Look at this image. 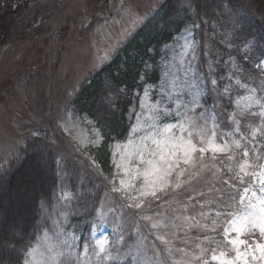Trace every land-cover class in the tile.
<instances>
[{"label": "rangeland", "instance_id": "obj_1", "mask_svg": "<svg viewBox=\"0 0 264 264\" xmlns=\"http://www.w3.org/2000/svg\"><path fill=\"white\" fill-rule=\"evenodd\" d=\"M163 1L39 0L38 6L41 8L42 15L37 19L31 17L28 23L30 30L19 36H16L17 31L11 40L0 46V175L8 171L15 163L20 149L25 147L26 142L37 136H44L48 142L50 139L53 141L60 154L62 169L65 163L70 167L72 163H78L80 183L83 185L87 183L89 191L87 192L86 189L87 193L83 195L82 193L85 192H80L78 189L77 196V191L69 189L61 182L60 204L64 206L66 213H59L56 221L62 225L65 234H75L79 238L76 241V244L80 245L76 249L77 252L83 251L82 244L86 239L90 243L94 242L91 231L88 237H83L81 232H73L65 227L66 216L71 212L76 213L75 205L77 206L81 195L87 198L85 200V204L88 205L87 210L96 212L94 217L88 219L91 225L98 212L106 216L107 223L102 229H98L97 236L103 234L109 237L114 256L119 253L122 257L129 249L135 253L139 245L138 264H155L154 249L161 250L160 259H167L166 264H172L173 259L198 264L194 257L200 254V248L215 247L204 239L205 236L217 238L215 232L211 230L212 220L217 219L216 229L223 227L226 222L225 217H216L218 206L211 210L206 205L212 203L214 196L212 188L219 185L221 178H223L222 182L229 181L226 184L230 187L236 182L232 179L234 172H229L228 167L230 165L234 171H238L237 162H242L244 159L243 149L233 148L236 155L231 161L227 158L231 153L213 154L209 151L204 154L203 163L206 167H201L200 164L195 166L182 164L181 167L187 169L185 174L177 181L174 172L169 178L168 187L162 192H157L158 198L140 197L137 192L144 183V177L137 174V169L142 171L143 165L130 154L135 144H139V136L143 134L142 132L133 134L131 131L126 141L112 145L111 159L114 172L112 176H103L104 179H100L102 183L96 180L95 172L84 169L82 165L84 160L87 161L88 153H90L88 148L101 143V135L92 120L80 117L72 111L71 102L83 83L111 60L117 50ZM34 25L40 30H36L38 32L35 34H33ZM186 42L191 44V48L187 51ZM214 53L210 35L203 23L201 28L190 29L181 35L174 44L169 46L164 74L166 77L164 91L171 92L173 100L179 95L180 100L189 103V107L194 106L190 103L191 101L198 100L203 108L214 109L213 114L220 126L216 143L223 144L224 140L230 141L234 138L250 150L253 132L264 130V126L261 122L257 125L241 126V115L235 101L240 99L243 104L245 101L241 98L249 95L248 90L241 85L246 84L255 88L257 97H264V89L253 87L241 80L235 57L229 56L222 63L218 59L214 63L212 58ZM218 63L222 65V68L217 65ZM260 68L264 73V66ZM213 80L216 81L215 85L212 83ZM226 87L229 88L228 92H225ZM147 92V95L143 93L139 104L132 108V113L135 114L133 125L138 124L136 114L147 117L148 107L158 101L152 98L148 88ZM223 98H229L232 101L226 103ZM164 103L171 108L176 107V104L170 101ZM141 104L145 106L143 110ZM200 110V107L196 108L197 113ZM249 111L258 113L260 108L253 105ZM233 114L235 119L240 121L239 132L234 130L235 124L230 118ZM144 122L142 118L139 124L143 125ZM221 133L229 135L221 139ZM129 140H132L134 144H129ZM149 147L155 146L149 142ZM256 155H258L257 150L254 158ZM249 159L251 160L250 155ZM130 160L133 161L132 164L129 163ZM117 165L120 167L118 168ZM68 169L64 168L63 171L67 172ZM207 172L212 177H206ZM221 175L222 177H218ZM88 177L89 182L86 181ZM113 178H115L114 181ZM121 179L135 186L128 193L136 197L135 200L128 199L123 191L112 190L113 183L117 188L121 187ZM30 181L33 188L37 189L41 186L38 176ZM177 182L180 184L179 187L175 186ZM98 191L101 192L98 198H92ZM141 200L144 201L142 206L136 208L135 203ZM220 202L221 205L223 202L229 203V197L228 200ZM193 205L198 206V210L194 213ZM201 211L207 215L201 217ZM143 217H151V219ZM197 221L200 222V227L204 228L205 224L208 227L206 234L200 237L201 242L197 244L200 247L195 245L196 247L190 251L185 246L188 242L179 233L182 229L190 230L198 227ZM155 222H160V226L152 228ZM112 235L118 239L117 244L120 246L124 239L129 240L125 248L117 247L122 252L113 250ZM157 236H164L170 241L168 247L173 249L171 258L163 251L165 245L156 238ZM64 238L63 235L60 237L61 240ZM67 238L71 241V235ZM179 239L183 242H180V245L174 244ZM178 248L184 249L187 255L176 252L175 249ZM210 256L209 251L206 258L210 259ZM88 264H100V260L97 261L93 257Z\"/></svg>", "mask_w": 264, "mask_h": 264}, {"label": "trees", "instance_id": "obj_2", "mask_svg": "<svg viewBox=\"0 0 264 264\" xmlns=\"http://www.w3.org/2000/svg\"><path fill=\"white\" fill-rule=\"evenodd\" d=\"M34 1L38 0H0V45L11 40L26 19H37L42 15L40 10L35 15L33 9L29 10ZM202 23L212 41L214 63L218 59L222 63L229 56L235 57L241 80L264 89V73L257 67L264 59V0H164L111 60L83 83L71 102V110L80 117L92 120L101 135V143L88 148L90 153L87 161L84 160L82 164L84 169L95 172L99 183H102L100 179H104L103 176L113 175L111 147L128 139L135 119L133 106L139 104L147 88L154 100H160L159 94L164 91L166 83L164 74L169 46L188 30L201 28ZM34 27L35 31L38 30L36 25ZM217 65L222 68L220 63ZM258 91L261 93L260 88ZM167 101L165 99L164 102ZM223 101L227 103L232 99L223 98ZM240 120L243 127L262 123L259 115L245 114ZM256 150L262 162L264 130H257L250 141L251 159H254ZM27 158L43 160L39 177L41 186L28 189L27 194L21 192L20 188L15 189L18 193L21 192L24 199L20 200L18 206L17 200L14 201L8 223L0 227V264H23L25 246L34 244L45 230H54L58 214L66 213L64 206L60 204L61 182L69 189L85 192L83 195L89 191L87 183L86 186L80 183L79 164L72 163L71 168L65 163L63 169H69L64 172L60 166V154L53 141L50 139L48 142L44 136H37L26 142L15 163L0 175V196L6 183ZM205 176L212 177L209 172ZM222 179L219 185L212 188L213 201L206 205L211 210L217 206L222 210L221 206L226 202L221 205L220 201L228 200L231 195H236L238 199L239 191L246 186L236 181L237 187L233 188L224 183V180L222 182ZM86 181H90L89 177ZM100 191L92 198H98ZM78 194L79 192L76 193L77 196ZM83 195L75 205L76 213L67 214L65 227L88 237L91 231V221L88 219L94 217L96 212L87 210V198H83ZM194 206L193 213L198 210V206ZM222 230V226L216 229V240L222 241ZM118 234L121 235L120 232ZM179 234L188 242L185 246L191 251L201 242L200 237L206 234V228L200 227L199 223L198 227L182 229ZM117 241L112 235L114 251L120 250L117 247L125 248L129 242L126 238L120 246ZM180 242L183 241L179 239L174 244L180 245ZM122 257L110 261L100 260V264L133 263L130 256L126 259ZM164 261L167 259L164 258Z\"/></svg>", "mask_w": 264, "mask_h": 264}, {"label": "snow or ice", "instance_id": "obj_3", "mask_svg": "<svg viewBox=\"0 0 264 264\" xmlns=\"http://www.w3.org/2000/svg\"><path fill=\"white\" fill-rule=\"evenodd\" d=\"M187 49L191 48V44L186 42ZM194 53V49L192 50ZM189 67L191 62L189 61ZM264 66V61H261L257 67ZM175 83V81H173ZM213 85L216 81H212ZM237 83H240L237 81ZM248 90L249 95L242 97L245 103L241 104L240 99L235 101L236 107L239 110V115L245 114L259 115L262 118V126H264V97L256 96V89L248 85H241ZM230 87V86H229ZM229 88H225L228 92ZM148 92L145 90V95ZM160 100L148 107V116L142 117V114H136L138 121L137 125L132 126V133H143L139 136V144H135L134 150L130 154L134 159L139 160L143 165L142 171L137 169V174L144 177V183L137 192L140 197L151 196L157 197L158 191H164L168 187L169 178L176 173V180L185 174L187 169L182 168L181 165L195 166L200 164L201 167H206L203 163L204 154L211 151L213 154L217 152L231 153L228 155V160H233L236 153L235 149H243V161L237 162L238 171L229 165V172H234L232 179L238 181L243 186L242 191H239L237 199L236 195L229 197V203L221 206L222 210L216 212V217H225V224L222 230V241L216 240L215 237H207L204 239L210 245L215 247L200 248V254L196 255L194 259L198 264H264V162L261 161L260 155H256L254 159H249V150L245 145H242L239 140H224L223 144L216 143L217 132L219 131V124L216 122V117L213 114L214 109L208 110L200 106L198 100H193L194 106L189 107V103L180 100L179 95L173 100L171 92L165 90L160 94ZM182 95V94H181ZM165 99L175 103L176 107L171 108L164 103ZM253 105L260 108L258 113H250ZM141 104V109H144ZM201 110L197 113L196 108ZM144 119V124L140 125L141 119ZM170 118V119H168ZM235 124V131L240 130V121L235 119V114L230 117ZM211 122V126L209 123ZM228 133H221V139ZM255 136V131L253 132ZM149 142L155 147H149ZM129 144H134L129 140ZM146 156L148 158H146ZM133 163L132 160L129 161ZM119 168L120 165H117ZM179 169V171H176ZM115 178H113L114 181ZM110 181V182H113ZM229 183V181H224ZM120 188H117L113 183V191H123L128 199L135 200L136 197L129 195L131 188L124 179L120 180ZM176 187L180 184L177 182ZM231 187L236 188L235 183ZM143 200L135 203L136 208H140ZM132 206V205H130ZM203 207V206H202ZM201 217L207 214L200 212ZM144 219H151V217H143ZM187 219V218H185ZM194 219V218H193ZM107 223L106 216L98 212L91 225V237L93 243L85 240L82 244L83 251L77 252L76 244L79 239L75 234H65L62 225L56 222L54 230L49 233L45 230L42 237H38L34 244L25 246L23 251V264H88L93 257L99 260H116L120 259L119 253L116 256L112 254L109 237L107 235L97 236L98 229H102ZM197 221V225H199ZM160 226V222L152 224V228ZM196 226V225H193ZM204 228L208 226L203 225ZM217 227V219L212 220V231L215 232ZM235 235H232V234ZM64 239H60L61 236ZM71 235V241L67 238ZM165 248L163 249L169 256L172 257L173 249L168 247L170 241L164 236H157ZM46 242V243H45ZM199 248L200 245H197ZM139 245H137V252L129 249L124 254V258L129 256L133 264H138L139 261ZM160 249H154L153 257L155 264H165V261L160 259ZM176 252L182 253L185 256L187 253L184 249H175ZM209 251L211 252L210 259L206 258ZM172 264H191V261L172 260Z\"/></svg>", "mask_w": 264, "mask_h": 264}, {"label": "bare ground", "instance_id": "obj_4", "mask_svg": "<svg viewBox=\"0 0 264 264\" xmlns=\"http://www.w3.org/2000/svg\"><path fill=\"white\" fill-rule=\"evenodd\" d=\"M38 5H39V0L32 2L30 5L29 10L33 9L34 15L37 10L41 9ZM28 23H29V19H26L25 22L21 24L16 36H19L30 30ZM38 31L40 30L38 29ZM38 31H35L33 34L37 33ZM40 165L43 166V160L37 158H32V159L27 158L11 176L9 181L6 183V187L2 189V194L0 196V227H3L8 223L9 215H11L14 201L17 200V206H18L20 200L24 199L21 192L26 193L27 192L26 190L33 188L31 187L32 181H30V179H35L36 176H38L39 178L41 176ZM35 171L37 172L35 173ZM16 188H20L21 192L18 193L17 191H15Z\"/></svg>", "mask_w": 264, "mask_h": 264}]
</instances>
